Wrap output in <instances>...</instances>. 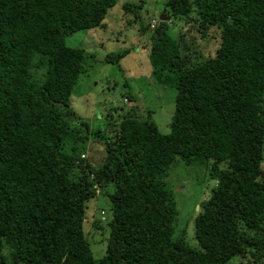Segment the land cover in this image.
I'll list each match as a JSON object with an SVG mask.
<instances>
[{
  "label": "trees",
  "instance_id": "obj_1",
  "mask_svg": "<svg viewBox=\"0 0 264 264\" xmlns=\"http://www.w3.org/2000/svg\"><path fill=\"white\" fill-rule=\"evenodd\" d=\"M116 3L0 0V264L263 263L264 0H168L170 19L198 24L211 51L192 66L166 22L140 29L152 32L153 80L176 93L168 134L134 106L103 130L71 123L85 52L65 39L104 28ZM139 8L122 6L134 19ZM84 132L100 157L86 159ZM177 160L216 182L194 220L199 249L176 231L166 178ZM98 195L112 214L99 260L83 230Z\"/></svg>",
  "mask_w": 264,
  "mask_h": 264
},
{
  "label": "rangeland",
  "instance_id": "obj_2",
  "mask_svg": "<svg viewBox=\"0 0 264 264\" xmlns=\"http://www.w3.org/2000/svg\"><path fill=\"white\" fill-rule=\"evenodd\" d=\"M167 1L117 0L105 16L104 28L80 31L65 39L66 46L85 52L83 74L72 91L68 110L72 114L70 120L73 125L80 120L88 125L90 132L103 130L112 124L111 119L118 120V116L134 106L137 115L150 113V119L160 133L170 132L176 93L153 80L149 63L152 32L149 29L144 33L140 31L142 27H148L152 20L161 23V15L168 12ZM126 3L140 7L136 11L139 16L137 19H134L133 13L122 10ZM166 24V33L179 44L180 56L185 59L187 66L198 64L201 61L199 54L203 59L211 55L207 42L200 38L198 24L193 27L194 23L186 24L177 18L167 20ZM123 52V57L116 62H105L109 54ZM37 79L41 77L38 75ZM127 96L132 97L133 101L126 99L124 102ZM83 134L86 136L85 132ZM86 137L88 139L85 142H80H84L82 147L86 159H90L91 155L100 157L101 151H96L98 144L94 143L93 136ZM261 168L264 173V157ZM166 183L176 200V231H185L184 241L191 248L199 249L194 236V220L201 212V204L209 199L216 182L209 177L205 166H186L177 160L169 170ZM109 209L107 196L98 195L87 203L85 211L83 230L92 255L97 260L106 253L109 236L107 224L112 220ZM238 263L250 264V259L248 256L244 259L234 258L229 264Z\"/></svg>",
  "mask_w": 264,
  "mask_h": 264
},
{
  "label": "clouds",
  "instance_id": "obj_3",
  "mask_svg": "<svg viewBox=\"0 0 264 264\" xmlns=\"http://www.w3.org/2000/svg\"><path fill=\"white\" fill-rule=\"evenodd\" d=\"M164 15H166L167 20H170L169 12H168V13H167V12H164ZM167 20H165V21H161V20H160V22H167ZM152 22H155V24H153V27H152ZM157 25H158V22H157L156 20H152V21L150 22V24H149V28H150V30H154L155 27H157ZM151 28H153V29H151ZM126 101H127V100L124 99V102H126ZM96 194H99V191H96ZM102 219H103V218H102Z\"/></svg>",
  "mask_w": 264,
  "mask_h": 264
},
{
  "label": "water",
  "instance_id": "obj_4",
  "mask_svg": "<svg viewBox=\"0 0 264 264\" xmlns=\"http://www.w3.org/2000/svg\"><path fill=\"white\" fill-rule=\"evenodd\" d=\"M160 20H161V21H165V20H167V17H166V15H164V14H163V15H161V17H160Z\"/></svg>",
  "mask_w": 264,
  "mask_h": 264
},
{
  "label": "built area",
  "instance_id": "obj_5",
  "mask_svg": "<svg viewBox=\"0 0 264 264\" xmlns=\"http://www.w3.org/2000/svg\"><path fill=\"white\" fill-rule=\"evenodd\" d=\"M153 24H155V22H152V27H153Z\"/></svg>",
  "mask_w": 264,
  "mask_h": 264
}]
</instances>
